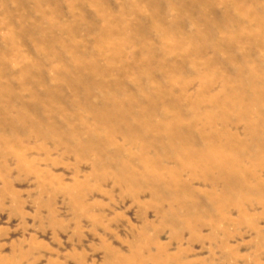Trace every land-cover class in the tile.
I'll return each instance as SVG.
<instances>
[{"label":"rangeland","instance_id":"rangeland-1","mask_svg":"<svg viewBox=\"0 0 264 264\" xmlns=\"http://www.w3.org/2000/svg\"><path fill=\"white\" fill-rule=\"evenodd\" d=\"M0 264H264V0H0Z\"/></svg>","mask_w":264,"mask_h":264}]
</instances>
